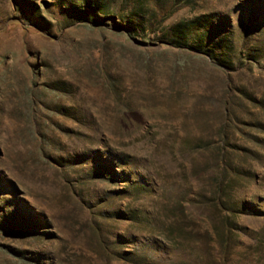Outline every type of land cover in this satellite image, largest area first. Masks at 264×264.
Wrapping results in <instances>:
<instances>
[{
	"label": "rangeland",
	"instance_id": "1",
	"mask_svg": "<svg viewBox=\"0 0 264 264\" xmlns=\"http://www.w3.org/2000/svg\"><path fill=\"white\" fill-rule=\"evenodd\" d=\"M0 264H264V0H0Z\"/></svg>",
	"mask_w": 264,
	"mask_h": 264
},
{
	"label": "trees",
	"instance_id": "2",
	"mask_svg": "<svg viewBox=\"0 0 264 264\" xmlns=\"http://www.w3.org/2000/svg\"><path fill=\"white\" fill-rule=\"evenodd\" d=\"M184 24H185V23H184ZM184 24H182V26H183ZM125 28L128 29V32H129V33H131L130 25H128V26L126 25ZM197 36H199V35L197 34L195 37H197ZM176 45H177V44H176ZM178 46L183 47V46H185V45L180 44V45H178ZM208 55L210 56V58H212V59H216L215 55H213V54H211V53H208Z\"/></svg>",
	"mask_w": 264,
	"mask_h": 264
}]
</instances>
